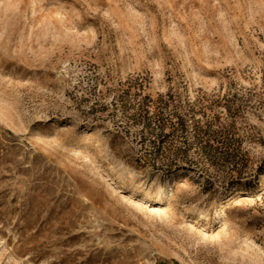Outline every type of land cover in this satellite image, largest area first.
Instances as JSON below:
<instances>
[{
	"label": "rangeland",
	"instance_id": "1",
	"mask_svg": "<svg viewBox=\"0 0 264 264\" xmlns=\"http://www.w3.org/2000/svg\"><path fill=\"white\" fill-rule=\"evenodd\" d=\"M0 264H264V0H0Z\"/></svg>",
	"mask_w": 264,
	"mask_h": 264
},
{
	"label": "trees",
	"instance_id": "2",
	"mask_svg": "<svg viewBox=\"0 0 264 264\" xmlns=\"http://www.w3.org/2000/svg\"><path fill=\"white\" fill-rule=\"evenodd\" d=\"M149 120L150 122H152L154 124V129L158 130L159 132H163L164 128L166 126H168V120H165L163 117H162V114L159 112V111H154L152 113V116L147 119ZM182 119L181 120H178V122L176 123H172L170 122V126L174 129V131H177L178 128H182ZM149 126V125H148ZM163 150H165V148H157L156 150H154L155 152V157L157 158H162L163 156ZM148 154V153H146ZM172 169H162V170H158L156 169V171H161L163 173H170Z\"/></svg>",
	"mask_w": 264,
	"mask_h": 264
},
{
	"label": "bare ground",
	"instance_id": "3",
	"mask_svg": "<svg viewBox=\"0 0 264 264\" xmlns=\"http://www.w3.org/2000/svg\"><path fill=\"white\" fill-rule=\"evenodd\" d=\"M178 173L172 174L171 177L176 176ZM158 194H160V188L157 189ZM235 191L233 189L227 190L215 203V209H221L230 199H232L235 195Z\"/></svg>",
	"mask_w": 264,
	"mask_h": 264
}]
</instances>
